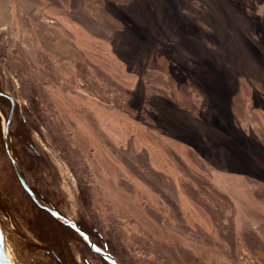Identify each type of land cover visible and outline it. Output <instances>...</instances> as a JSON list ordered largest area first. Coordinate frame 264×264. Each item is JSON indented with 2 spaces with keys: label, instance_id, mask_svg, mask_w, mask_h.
I'll return each instance as SVG.
<instances>
[{
  "label": "rangeland",
  "instance_id": "obj_1",
  "mask_svg": "<svg viewBox=\"0 0 264 264\" xmlns=\"http://www.w3.org/2000/svg\"><path fill=\"white\" fill-rule=\"evenodd\" d=\"M68 3L0 0V90L14 100L10 139L29 185L107 239L122 264H264V0ZM75 36L103 37L107 48L86 53ZM98 51L119 61L102 67ZM96 102L116 112L119 135L140 123L186 141L180 188L145 151L111 141ZM8 107L0 101V198L17 209L0 210L5 249L14 264H55L24 221L36 212L5 151ZM215 166L239 174L235 200L211 182ZM178 188L193 201L187 215ZM73 231L77 262L109 264Z\"/></svg>",
  "mask_w": 264,
  "mask_h": 264
},
{
  "label": "crops",
  "instance_id": "obj_2",
  "mask_svg": "<svg viewBox=\"0 0 264 264\" xmlns=\"http://www.w3.org/2000/svg\"><path fill=\"white\" fill-rule=\"evenodd\" d=\"M61 2L65 6L69 5L68 0H61ZM30 8L31 7H29V9ZM54 17L59 22L60 25H65L66 29H70L72 31L73 30L77 31V26L75 25L76 23L74 20L69 19L67 17L58 16V15H56ZM58 22H55V24L42 23V25H58ZM74 32L75 31H73V33ZM78 38L79 37L75 36L73 41L76 42V44L82 46L84 48L83 50L86 51V53H89L91 51L94 52L95 46L99 47V50H102V53L107 48L103 37H100V36L99 37H97V36L88 37V36H86L85 38H83V37H81V39H78ZM89 39H91V41ZM89 46H92L93 49H90ZM95 54H96L98 59L97 60L95 59L93 61L100 63L101 66L107 61H119L117 59V57H114L113 55H105V56L102 55L101 56L100 51H98ZM101 63H103V64H101ZM130 79L132 80V78H130ZM101 107L102 106H100L99 103H97V106L96 107L94 106L91 110H92L95 118L102 119V120L108 119V121H107L108 123H106L107 129L104 131L109 136L111 141L113 143H117L118 145H124V143L125 144L131 143L132 146L134 148H136L138 151H142V150L145 151L146 157H147V162H148L150 168L152 170L166 176L167 178L171 179L176 184V186H179L178 185L179 181L183 177V169L181 168L179 161L185 162L187 157L189 156V145L186 143V141H184L178 137L176 138L174 136H171L169 134L163 135V134L153 133L152 130L144 127L140 123H138V125H136V124H134V126L132 125V128H134V129H132L131 134H129L128 133L129 131H128L127 132L128 135L126 137H125V135H122V134L119 135L116 133V130H115V128H116L115 124H118V126L120 127V124L116 122V116H117L116 112L113 113L112 109H109V108L107 109L105 106L103 108H101ZM89 108H91V107H89ZM258 124H260V123H258ZM243 125L246 127L251 126L250 123H246V122H244ZM84 126H85V123H84ZM88 126H89V124H88ZM260 128L261 127H259V129ZM263 128H264V125H263ZM255 130H253V131H255ZM255 132H257V130ZM259 132H261V134L264 136V130L258 131L257 133H259ZM155 136H156V139H158L159 141L154 139ZM214 152L216 153V156L218 158L223 160V162H227V160H224L226 157L224 158L225 152L223 149L216 147ZM175 159H177L178 161ZM238 175L239 174L235 173L233 170H228V169L222 170V169H218V167H216V166L211 168V170L209 171L210 180L213 183V185L215 186V188L218 189L219 191H221L222 193L226 194L227 196L232 197L234 200H235V189H236V187L233 185V181H235L238 178ZM179 188H180V186H179ZM179 188H178L179 191L177 194L179 206H180L183 214L187 215L189 208L190 207L193 208L192 207L193 201L184 192H182V190H180ZM238 206H239V204H238ZM247 210H249V209H247ZM236 228H237V226H236Z\"/></svg>",
  "mask_w": 264,
  "mask_h": 264
},
{
  "label": "trees",
  "instance_id": "obj_3",
  "mask_svg": "<svg viewBox=\"0 0 264 264\" xmlns=\"http://www.w3.org/2000/svg\"><path fill=\"white\" fill-rule=\"evenodd\" d=\"M195 81L199 83L200 79H197ZM4 100L7 101L8 105H9V107H8V113H9V111L11 109V102H9L8 99H6L5 97L0 96V101H4ZM169 100L170 101H168V103L171 102V99H169ZM175 108L177 109V107H175ZM12 115H13L12 117L14 118L15 117V109L13 110ZM7 116H8V114H7ZM18 117H19V119H21L20 115ZM20 122L23 123V120L21 119L19 121V124H20ZM164 129H163V131H164ZM243 137H245V136H243ZM245 138H247V137H245ZM240 140L243 141L244 138H241ZM80 188H81L80 192H81L82 198L89 200L90 193H88V189L86 187H84V185H80ZM23 192L26 194V196L28 198L27 202H28L31 210H35L34 212H36L32 216H26L24 221H25V223H27V227L32 230V232L34 233L36 238L39 240L37 247L38 248H46L47 250L45 251V253L50 255L53 258V261L55 264H80L73 257L72 249H71V242L75 241L74 240L75 238L77 241L78 240L81 241L80 237L73 231V229L71 227L59 222L52 215H50L47 211L38 207L24 190H23ZM4 195H9V194L6 193ZM8 197H10V196H7V198L3 197V201L0 198V210H4V211L10 210V211L15 212L17 209V202H15L14 200L13 201L8 200ZM42 199H44V198H42ZM44 201L46 203H49L53 207H55L57 210H59V207L56 204H54L50 201H47L45 199H44ZM77 223H78V225H80L83 229H85L89 233L91 240L95 244H97L98 246H100L102 248H104V245H105V247H106L105 249L107 251H109L116 258V260L119 262V264H122L121 260L116 255V252L114 251V249L107 242V239H106L105 243L104 242L101 243L100 241H98L94 238L95 237L94 231H92L93 229H91V227H89V228L86 227L79 220H77ZM81 243L83 244L84 242H81ZM83 246H86V245L84 244ZM85 249H88V248L85 247ZM100 258L104 261V263H106L102 257H100Z\"/></svg>",
  "mask_w": 264,
  "mask_h": 264
},
{
  "label": "water",
  "instance_id": "obj_4",
  "mask_svg": "<svg viewBox=\"0 0 264 264\" xmlns=\"http://www.w3.org/2000/svg\"><path fill=\"white\" fill-rule=\"evenodd\" d=\"M0 96H4V97L8 98L11 102V109H10L9 114L6 117V120H5L4 125H3V143H4L5 151L7 152V155H8V157L12 163V166L15 170V173L17 175V178H18L21 186L29 194V196L31 197V199L34 201V203L37 206L47 210L53 217H55L56 219L66 223L72 229H74L81 236V238L87 243V245L89 246V248L93 252L100 255L109 264H119V262L116 260V258L109 251H107L105 248H102V247L98 246L97 244H95L91 240L88 232L85 229H83L80 225H78L76 223V221H74L70 216L59 212L58 210L54 209L49 204L44 202L41 199V197L31 188V186L27 182V180H26V178L22 172L21 166H20L16 156L13 153L11 139H10L9 123L11 120L14 100L9 93H7L6 91H3V90H0ZM0 264H14V262L8 256L7 251L5 249L4 236H3V232L1 230V227H0Z\"/></svg>",
  "mask_w": 264,
  "mask_h": 264
},
{
  "label": "flooded vegetation",
  "instance_id": "obj_5",
  "mask_svg": "<svg viewBox=\"0 0 264 264\" xmlns=\"http://www.w3.org/2000/svg\"><path fill=\"white\" fill-rule=\"evenodd\" d=\"M8 99V98H7ZM12 112H13V110H12ZM9 114V113H8ZM11 118H12V115H11ZM33 189V188H32ZM48 204V203H47ZM89 234V233H88ZM57 259V258H56Z\"/></svg>",
  "mask_w": 264,
  "mask_h": 264
},
{
  "label": "bare ground",
  "instance_id": "obj_6",
  "mask_svg": "<svg viewBox=\"0 0 264 264\" xmlns=\"http://www.w3.org/2000/svg\"><path fill=\"white\" fill-rule=\"evenodd\" d=\"M7 254H8V252H7ZM8 256H9V254H8ZM10 257V256H9Z\"/></svg>",
  "mask_w": 264,
  "mask_h": 264
}]
</instances>
